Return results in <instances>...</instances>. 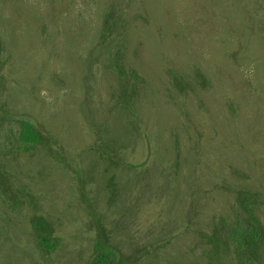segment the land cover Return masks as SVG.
<instances>
[{
  "label": "rangeland",
  "instance_id": "rangeland-1",
  "mask_svg": "<svg viewBox=\"0 0 264 264\" xmlns=\"http://www.w3.org/2000/svg\"><path fill=\"white\" fill-rule=\"evenodd\" d=\"M238 190L264 223V0H0V264H86L97 222L141 262L229 264L202 249Z\"/></svg>",
  "mask_w": 264,
  "mask_h": 264
},
{
  "label": "trees",
  "instance_id": "trees-1",
  "mask_svg": "<svg viewBox=\"0 0 264 264\" xmlns=\"http://www.w3.org/2000/svg\"><path fill=\"white\" fill-rule=\"evenodd\" d=\"M116 23L109 13L102 31V40L106 41L116 28ZM117 77L124 91L126 87L137 86L140 76L134 70L125 72L122 63H116ZM19 124L17 144L22 153L34 151L43 147L50 136L33 118L21 116L17 118ZM256 200L252 192L238 190L235 197L233 212L222 216L219 224L224 226L222 241H216L217 230H211L206 236L202 251L207 256H216L224 249L230 259L229 264H264V223L255 210ZM34 246L38 254L47 258L60 248V240L53 236L51 225L42 217L33 219ZM97 234L94 238L90 259L86 264H160L155 255L146 252L145 259H135V255L124 254L117 245L114 237L102 223L97 222ZM142 257V256H141ZM144 258V257H143ZM146 260V261H145Z\"/></svg>",
  "mask_w": 264,
  "mask_h": 264
}]
</instances>
